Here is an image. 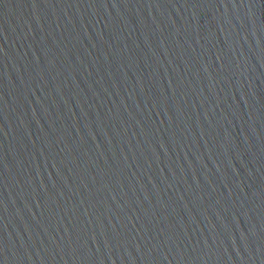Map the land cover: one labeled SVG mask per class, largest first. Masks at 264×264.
Listing matches in <instances>:
<instances>
[{
	"label": "water",
	"instance_id": "obj_1",
	"mask_svg": "<svg viewBox=\"0 0 264 264\" xmlns=\"http://www.w3.org/2000/svg\"><path fill=\"white\" fill-rule=\"evenodd\" d=\"M0 264H264V0H0Z\"/></svg>",
	"mask_w": 264,
	"mask_h": 264
}]
</instances>
